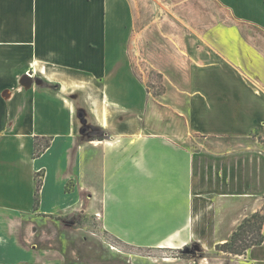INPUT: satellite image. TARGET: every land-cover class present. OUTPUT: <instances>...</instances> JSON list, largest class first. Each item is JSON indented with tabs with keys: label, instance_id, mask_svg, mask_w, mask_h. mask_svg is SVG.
<instances>
[{
	"label": "crops",
	"instance_id": "obj_1",
	"mask_svg": "<svg viewBox=\"0 0 264 264\" xmlns=\"http://www.w3.org/2000/svg\"><path fill=\"white\" fill-rule=\"evenodd\" d=\"M215 1L182 111L150 105L133 73L129 0H0V264H93L72 215L126 245L180 249L224 243L257 211L262 141L244 140L264 136V0ZM36 137L51 139L38 156Z\"/></svg>",
	"mask_w": 264,
	"mask_h": 264
},
{
	"label": "rangeland",
	"instance_id": "obj_2",
	"mask_svg": "<svg viewBox=\"0 0 264 264\" xmlns=\"http://www.w3.org/2000/svg\"><path fill=\"white\" fill-rule=\"evenodd\" d=\"M129 2L133 11V28L128 52L133 73L148 91L150 105H154L156 102L171 107L170 105L173 104L178 106V110L183 111L187 105L192 82L190 78L193 72L206 70V65H198L194 62L192 54L194 49L197 51L196 46H200L198 43L208 40V35L202 31L217 21L215 16L218 12L216 1L129 0ZM227 23L234 22L227 19ZM246 36L248 40H252L247 34ZM22 82H24L23 79ZM160 101L161 103H159ZM180 115L184 117V114ZM93 134H98L99 137L104 136V132L94 126L88 128L86 136L90 137ZM250 135L251 139L245 138V143L253 144L256 142V137L264 142L263 135L255 132ZM203 137H205L203 134L194 136L200 150L204 149ZM227 139L228 141L220 143L221 147L237 146L243 140ZM45 141V139H41L39 143L45 144ZM262 142L260 147L264 152V143ZM217 144L219 143L217 142ZM210 146L218 147L216 142ZM255 208H257L256 212L264 215V190L260 200L255 204ZM252 214H248L247 217ZM70 218L75 227L82 226L83 229L76 232L84 233L83 255L88 263L93 264H141V260L149 261L151 264H165L174 261L189 262L191 260L198 264L202 262L239 264L238 260H242L243 257L240 259L238 256L244 255L245 257L253 247L243 255H233L221 251L219 248L222 243L218 242L212 245V242L209 244L204 241H196L180 249L136 248L119 242L105 233L99 220L93 214L72 215ZM262 232L264 236V225ZM248 235L253 238L255 232L252 231ZM110 251H115L116 256L110 255ZM261 258H264V255ZM253 264H264V260L261 263Z\"/></svg>",
	"mask_w": 264,
	"mask_h": 264
},
{
	"label": "trees",
	"instance_id": "obj_3",
	"mask_svg": "<svg viewBox=\"0 0 264 264\" xmlns=\"http://www.w3.org/2000/svg\"><path fill=\"white\" fill-rule=\"evenodd\" d=\"M46 139V138H43ZM40 137H36L35 155H40L49 145L50 138H47L45 144H40ZM41 173L38 172L36 177V191H35V206L37 207L40 201V191L42 188L43 180ZM264 215L260 212H255L251 216L246 217L243 222L231 235V238L221 244L220 250L228 252L233 255H243L254 245L262 244L264 241L263 236ZM255 232V236L250 238L248 233Z\"/></svg>",
	"mask_w": 264,
	"mask_h": 264
}]
</instances>
